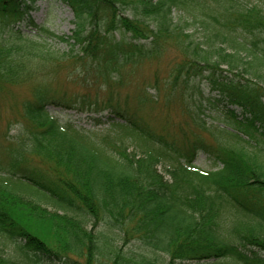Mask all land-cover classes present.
Returning a JSON list of instances; mask_svg holds the SVG:
<instances>
[{"label": "trees", "instance_id": "1", "mask_svg": "<svg viewBox=\"0 0 264 264\" xmlns=\"http://www.w3.org/2000/svg\"><path fill=\"white\" fill-rule=\"evenodd\" d=\"M34 1L0 0V107L11 101L12 116L0 111V264H163L160 253L164 264H264V7L63 0L76 27L58 52L42 38L49 30L31 21ZM21 22L41 40L15 28ZM196 22L202 41L188 31ZM169 45L180 55L171 95L198 116L209 103L224 125L158 127L140 110L159 97L121 92L127 69ZM62 69L74 75L73 90L55 77ZM51 106L105 127L77 128ZM200 152L210 168L194 164Z\"/></svg>", "mask_w": 264, "mask_h": 264}, {"label": "rangeland", "instance_id": "2", "mask_svg": "<svg viewBox=\"0 0 264 264\" xmlns=\"http://www.w3.org/2000/svg\"><path fill=\"white\" fill-rule=\"evenodd\" d=\"M245 1L264 7V0ZM33 6L34 9L31 12V21L37 25H42L49 30L48 33L42 36L44 42L54 51L64 52L68 50L70 47L69 42L62 40L61 38H67L72 35L73 30L76 27L75 16L71 8L63 0H35ZM179 14L180 12L175 10V16L177 17ZM189 21L192 22L193 20ZM17 27H19L22 33L27 37L41 40L37 38V30L35 29L33 24L21 22L15 26V28ZM198 27L199 25L196 22L191 25V27H189L188 31L193 34L197 41H202L203 31ZM178 57H180L179 52L175 49V47L169 45L167 50L158 59L149 60L143 62L140 65L133 66L131 67V69H127L125 77L126 83L125 86L121 89V92H130V94L134 93L135 97L140 95L142 92L148 96L154 95L153 97H159L160 99L158 101H160V103L152 105V109L150 106V108L144 107L140 110L145 119L151 122V124H154L158 127H160L163 122H166L168 125L183 124L184 129L189 132L191 129H197L196 126H198L199 122H201L200 119L204 120L208 125L217 124L218 122H221V124L224 125L222 121L217 120V117L223 118L222 113L220 115L221 111L216 107L210 105L209 103H204V110L198 116L197 108H195L188 99L186 100V102L182 103L181 99H179V97L177 96L179 95L178 93H174L173 96L171 95L168 85V79L171 74L172 67L176 63ZM156 76H158L159 78V83L154 81ZM55 77H65L66 84L70 90H73L74 87L78 84L75 81L74 75L69 71V69H62ZM26 87L27 85L14 87L12 90L14 97H12L11 99L15 102H19V100H21V98L26 93ZM8 102L11 101H7V103ZM1 103L2 104L0 107V111L6 113L7 118H11L12 116L9 114L11 110L6 105L7 103ZM133 104L136 105V101H134ZM148 108L151 110H149ZM147 110L148 112H145ZM236 111L239 114V118H242L239 113L240 110L237 108ZM49 112L60 118L62 121H71L77 128L85 127L87 129H100L101 127H105V125L95 126L93 124V120L89 117V115L77 112L76 110H62L60 108L51 106L49 107ZM187 122L189 123V125H187ZM5 126L6 121H2L0 123V132L5 130ZM12 127L13 128L12 130L10 129L9 134L16 135L20 131L21 125L17 122L16 124H12ZM132 148V146H129V150H132ZM194 164L201 167L202 169H206L211 167V160L205 153L200 152L197 155ZM0 182L6 183L5 178H0ZM45 203L51 209L55 208L52 203L47 202L46 200H44L42 204ZM128 248L129 245L123 247V250L126 251ZM159 257L160 261H163L164 264V260L167 257L163 253H160ZM99 259H103V257L99 256ZM219 263L220 262L210 260L202 262L185 261L180 262L179 264Z\"/></svg>", "mask_w": 264, "mask_h": 264}]
</instances>
